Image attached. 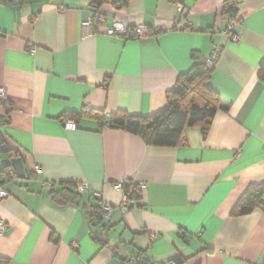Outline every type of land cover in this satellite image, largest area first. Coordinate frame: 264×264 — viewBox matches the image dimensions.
Masks as SVG:
<instances>
[{"label":"crops","instance_id":"crops-1","mask_svg":"<svg viewBox=\"0 0 264 264\" xmlns=\"http://www.w3.org/2000/svg\"><path fill=\"white\" fill-rule=\"evenodd\" d=\"M6 1L0 88L7 101L0 113L10 123L1 131L27 178L1 187L9 196L0 199L7 224L0 257L9 264H126L122 257L146 251L156 264L177 254L184 264H264V210L231 215L249 185L264 182V0H246L238 11L237 43L224 34L234 16L223 12L227 0H181L184 15L175 0H104L98 8L91 0ZM96 9L106 24L172 28L125 39L99 26L83 38L82 24ZM214 45L224 49L211 78L221 106L206 138L190 127L183 146H150L107 125L118 111L148 116L163 109L193 54L205 59ZM71 114L79 116L73 131L63 124ZM5 158L1 150L2 170ZM127 180L143 185V194L122 212L116 184ZM81 182L91 190L78 205L61 206L50 194ZM102 204L114 207L112 216L91 225L86 206Z\"/></svg>","mask_w":264,"mask_h":264},{"label":"trees","instance_id":"trees-1","mask_svg":"<svg viewBox=\"0 0 264 264\" xmlns=\"http://www.w3.org/2000/svg\"><path fill=\"white\" fill-rule=\"evenodd\" d=\"M29 1L32 0H7L6 3L12 6H21ZM103 2L104 0H102ZM238 11L236 0L225 2L224 13L235 16ZM193 58L195 62L191 69L181 74L175 86L166 93L167 105L163 109L148 116H134L126 111H118L111 114L107 125L139 136L150 146H183L187 142L186 131L190 127H200L203 137L206 138L220 109L221 96L211 85L213 70L208 69L204 59L198 54H193ZM258 75L260 79L264 80V60ZM69 116H73L77 120L79 118L78 115L71 114ZM95 116L103 121L106 120L104 113H97ZM9 123L8 115L0 113V152L2 146L6 144L1 128ZM7 156L21 158L18 152L11 150L8 151ZM10 170L12 169H0V188L12 181ZM13 173L15 174V171ZM50 194L54 201L61 206L78 205L84 202L83 193L78 191L72 183H63L60 190H53ZM142 194L143 190L137 185L130 197L135 199L138 204ZM86 207L88 208L86 215L89 223L94 226L101 224L105 216L101 207L94 205ZM256 209L264 210V182L249 185L234 205L231 215H248ZM122 259L126 264H156L147 257L146 251H140L135 256L122 257ZM185 262L186 259L181 254H177L168 264H184ZM0 264H9V260L0 257Z\"/></svg>","mask_w":264,"mask_h":264},{"label":"built area","instance_id":"built-area-1","mask_svg":"<svg viewBox=\"0 0 264 264\" xmlns=\"http://www.w3.org/2000/svg\"><path fill=\"white\" fill-rule=\"evenodd\" d=\"M246 0H236L237 7L239 10L244 5ZM92 5L95 8H98L102 0H91ZM175 3L179 9L181 15H184L185 8L182 5L181 0H175ZM107 18L102 13L96 9V12L93 14L92 17L85 20L82 24L83 29V38H90L94 37L97 34L99 26H104V33L109 36H119L125 39H147V37L153 33L155 35L159 34L160 32H167L170 31L172 27H156L153 30H150L146 25L140 24L136 26H130L122 21L114 19L111 24H106ZM188 27H191L192 24L190 22L187 23ZM242 19L239 17L237 13L230 21L227 29L224 31V34L229 38L232 42H239L242 38ZM223 46L222 45H214V48L211 54L204 59V63L207 65L209 70H214L219 63L222 54H223ZM7 101L4 93V89L0 88V103H5ZM64 128L66 130H77L78 129V122L74 117H67L63 121ZM108 124V122H107ZM39 170V168H38ZM9 173L12 176L13 181L18 182L20 179L13 173V170H10ZM131 180L121 181L116 184V187L123 192V202L120 205V209L122 212H127L132 209L136 204V200L131 198L130 195L134 192L135 187L138 185ZM78 191L84 193L89 192L91 190L89 183L81 182L77 184ZM139 187L143 190V185H139ZM96 196L100 197L99 193H95ZM9 196L8 192L1 188L0 189V199L7 198ZM101 208L105 214V217L110 218L114 212V207L109 204H102ZM7 229V224L5 221L0 219V234H3ZM77 245L75 244V247Z\"/></svg>","mask_w":264,"mask_h":264},{"label":"water","instance_id":"water-1","mask_svg":"<svg viewBox=\"0 0 264 264\" xmlns=\"http://www.w3.org/2000/svg\"><path fill=\"white\" fill-rule=\"evenodd\" d=\"M2 151L4 153H8L9 150L6 145L2 146ZM1 167L4 169H14L16 172V176L21 180L27 178V173L22 158H5L1 160Z\"/></svg>","mask_w":264,"mask_h":264}]
</instances>
